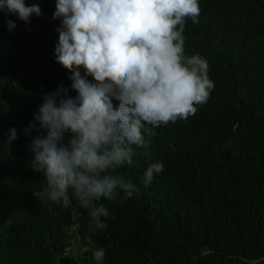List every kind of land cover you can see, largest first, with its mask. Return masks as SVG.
<instances>
[{"label":"trees","instance_id":"trees-1","mask_svg":"<svg viewBox=\"0 0 264 264\" xmlns=\"http://www.w3.org/2000/svg\"><path fill=\"white\" fill-rule=\"evenodd\" d=\"M56 3L25 0L42 11L30 24L0 11V264H96L100 248L103 264H264V0H198L184 54L207 60L214 87L187 119L146 125L149 147L115 173L136 190L98 202L110 212L103 231L75 197L64 208L33 195L45 181L24 130L45 93L76 95L55 59ZM154 162L163 171L145 186Z\"/></svg>","mask_w":264,"mask_h":264},{"label":"clouds","instance_id":"clouds-1","mask_svg":"<svg viewBox=\"0 0 264 264\" xmlns=\"http://www.w3.org/2000/svg\"><path fill=\"white\" fill-rule=\"evenodd\" d=\"M0 11L18 14L25 24L42 15L25 0H0ZM199 16L198 0H57L55 59L71 73L76 95L63 85L45 93L24 130L35 133L30 167L45 181L35 198L67 208L75 197L89 210L94 231L107 227L109 209L98 202L121 193L127 199L136 190L115 173L133 164L134 148L149 147L146 125L187 119L214 87L207 60L184 54L186 18L198 23ZM7 27L16 24L8 20ZM15 139L11 129L9 142ZM163 168L149 164L144 185ZM104 258V249L93 252L96 264Z\"/></svg>","mask_w":264,"mask_h":264},{"label":"rangeland","instance_id":"rangeland-1","mask_svg":"<svg viewBox=\"0 0 264 264\" xmlns=\"http://www.w3.org/2000/svg\"><path fill=\"white\" fill-rule=\"evenodd\" d=\"M80 246V245H79Z\"/></svg>","mask_w":264,"mask_h":264}]
</instances>
